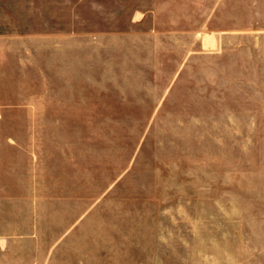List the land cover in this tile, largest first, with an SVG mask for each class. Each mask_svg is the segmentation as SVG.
I'll return each instance as SVG.
<instances>
[{
	"label": "rangeland",
	"instance_id": "obj_1",
	"mask_svg": "<svg viewBox=\"0 0 264 264\" xmlns=\"http://www.w3.org/2000/svg\"><path fill=\"white\" fill-rule=\"evenodd\" d=\"M44 1L0 4V264H264V89L204 45L221 0Z\"/></svg>",
	"mask_w": 264,
	"mask_h": 264
},
{
	"label": "crops",
	"instance_id": "obj_2",
	"mask_svg": "<svg viewBox=\"0 0 264 264\" xmlns=\"http://www.w3.org/2000/svg\"><path fill=\"white\" fill-rule=\"evenodd\" d=\"M220 7L219 36L207 34L204 45L220 48L222 73L232 84L241 87L252 74L259 77L252 88L264 89V0H221Z\"/></svg>",
	"mask_w": 264,
	"mask_h": 264
}]
</instances>
